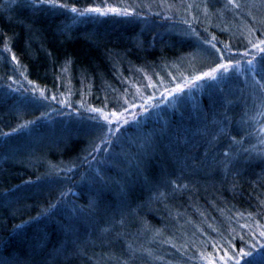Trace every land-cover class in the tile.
Wrapping results in <instances>:
<instances>
[{
  "label": "trees",
  "instance_id": "16d2710c",
  "mask_svg": "<svg viewBox=\"0 0 264 264\" xmlns=\"http://www.w3.org/2000/svg\"><path fill=\"white\" fill-rule=\"evenodd\" d=\"M202 1L194 8L186 0H56L64 7L0 0V261L67 264L54 250L69 228L82 241H96L121 216L125 225L109 234L123 232L120 240L90 243L71 264H95L110 250L129 264H203L216 250L196 230L232 247L264 245V155L255 148L253 121L259 86L232 68L181 93L166 91L215 67L221 54L233 63L245 61L246 52L255 56V79L264 77V53L253 47L264 40V19L232 8L233 16L226 0ZM71 7L132 14L81 16ZM205 36L219 58L204 54L197 41ZM6 41L11 52L3 50ZM167 97L171 106L162 103ZM93 108L127 109L129 123L108 134L111 145L101 143L108 124ZM63 119L82 124L58 128ZM51 129L60 134L49 145L27 139ZM96 145L102 150L94 152ZM228 151L232 171H209ZM177 179L188 187L172 193L168 181ZM160 191L166 199L155 198ZM93 199L97 210L88 213ZM177 221L199 243L173 245L171 239H182ZM253 250L244 264H258L264 249Z\"/></svg>",
  "mask_w": 264,
  "mask_h": 264
},
{
  "label": "snow or ice",
  "instance_id": "6c2138e0",
  "mask_svg": "<svg viewBox=\"0 0 264 264\" xmlns=\"http://www.w3.org/2000/svg\"><path fill=\"white\" fill-rule=\"evenodd\" d=\"M264 2V0H262ZM37 4L39 5H51V6H59V7H64V5H57L56 0H32V6L35 7ZM231 5L232 8L234 9H240L242 7L241 3L239 0H226V6ZM71 12L77 13L81 16L86 15L87 13H98L100 15H105L108 12H113L117 14H122V15H131L132 12L128 8L124 9H118L115 7H108V8H101V7H88L83 10H78L76 7H71L70 9ZM212 40H215V37H212ZM205 43H210L211 47L215 49L217 53H220L221 50L216 47V44L211 43V41H205ZM249 43H252V41H249ZM264 40H260L258 44L253 43V47L256 48L259 52L264 53ZM227 47V45H225ZM4 51L11 52V48L8 46V42L6 41L4 44ZM245 56L248 55V53H244ZM12 60H16V56L13 55ZM224 57L221 54V61L220 63L216 64L215 67H212L209 71L203 72L200 75H196L192 77V79L185 80L184 84H176V86L170 90L166 89L169 95H174L177 93L183 92L185 86L188 84H195L196 81H200L205 78H209L211 80H215L217 78V73H219L221 70L224 72H229L232 68L237 69L238 71L241 68V62L236 61L233 63L232 61L228 62H223ZM256 60V57L253 56L252 59H249L246 61L248 64V69L246 70L248 73H251L253 76V79L255 80V83L259 86L260 91L262 94H264V77H261V79H255L257 76L261 75L260 70L257 69L256 64L254 61ZM31 83V81H29ZM41 96H44L43 91H41ZM47 99V97H44ZM52 100H56V96L51 97ZM61 103H64L65 101H60ZM261 107L264 108V101L261 103ZM93 112H99L100 115L103 117V119L107 122L108 128L107 132L104 133L103 137L101 138V143L105 146L111 145L112 141L110 138H108V134L115 135L116 133H119L121 131V126L122 125H127L129 123L128 119L125 116V112L127 109H124V111H111L110 113H105L102 109L98 108H93L91 109ZM261 115H264V111L260 113ZM31 123V122H29ZM115 125V127H113ZM21 128L27 127V124L20 125ZM19 129H13V131H18ZM261 132H264V127L261 128ZM3 135H8V133H4ZM234 143H240V141L236 140L235 137L232 138ZM264 142V141H262ZM101 146L96 145L93 148L94 152H99L101 151ZM104 150H107L106 148ZM91 155V153H89ZM225 157H228L230 155L229 152H225L223 154ZM264 155V154H262ZM225 169H227V164L224 165ZM71 171V168L68 169ZM99 175V173H98ZM103 179V177H101ZM168 184L171 188L172 193H176L180 191L181 189H187L188 185L181 183L178 179L177 180H170L168 181ZM233 187H236L234 184ZM62 196L66 195V193H61ZM156 199H166V193L163 191H160L158 195L155 197ZM54 207V205L52 206ZM86 210L88 213H93L97 210V200L93 199L89 202V204L86 206ZM79 211L84 212L85 209H80ZM46 214V213H42ZM26 223V222H25ZM116 224H119L122 228L125 225V217L121 216V218L118 221H115L114 223L109 221L107 227H103L100 229L99 235L96 238V241H82L79 236L75 233V231L71 228H69L67 231L69 233L66 241L64 244L61 245V247L57 248L54 250V256L55 257H60L63 258L64 261L67 262V264H71V262L74 259H78L80 257H83L87 255V245L88 244H95L99 243L102 247L105 245L111 246L115 241L120 240L124 233L121 231H116L114 235L109 238V234L113 232V230L116 227ZM17 228L20 227V225L16 226ZM145 228L147 226L145 225ZM157 235L160 234L159 230L156 233ZM261 237H264V231H261L260 233ZM262 249H264V245L260 246ZM129 251L131 252V245L128 246ZM122 254V253H121ZM134 254V253H133ZM104 256L107 257V259H104ZM104 256H101L95 261V264H129L128 259H124L123 261L121 260L120 256L115 255L114 252L111 250L107 253L104 254ZM236 256H252L251 251H244V249H240L238 253L235 255H228L225 253V256H222L220 259L224 261V264H227L228 261H234V264H240L239 259H236ZM88 260L91 261L92 257L89 256ZM0 264H4L3 261H0ZM83 264V262H82ZM208 264H215L213 260H209ZM250 264H257V261L254 260L253 262H250ZM258 264H264V253H261L259 258H258Z\"/></svg>",
  "mask_w": 264,
  "mask_h": 264
},
{
  "label": "rangeland",
  "instance_id": "374dc122",
  "mask_svg": "<svg viewBox=\"0 0 264 264\" xmlns=\"http://www.w3.org/2000/svg\"><path fill=\"white\" fill-rule=\"evenodd\" d=\"M186 2H187V5H189V7H194V8L196 5H203L202 0H186ZM239 2L242 5V7L240 9H238L240 12L251 15L255 20L264 19V2H262V0H239ZM228 7H230V13L233 16H238V14H236V12L232 10L231 5H229ZM209 38L210 37L205 36V38H201L200 42L198 40L197 43H199L202 46H205L206 49H203V50H204V54L206 55V57H211V53H215V56L217 55L219 58V55L216 53L215 49L211 48L210 46H208L207 43H205V41H207ZM255 43L258 44L259 41L255 42ZM254 50H255L254 54L261 53L256 48H254ZM241 57L243 59H245V61H243L241 63L242 67L240 68L239 71L234 68L233 72L235 74H237V76H240V78L242 80H245V81L249 80L250 81L251 79H253V76L251 73H248L246 71L248 69V64L246 63V61L251 59V58H245L244 54H241ZM196 82H198V81H196ZM160 96H159V98H160ZM166 99L163 100V102L162 101L161 102L164 103L166 101L165 104L171 106L173 104V99L170 97H167ZM262 101H264V94L261 93L260 101H257V103H255L256 104L255 108H256L257 112L254 115L253 119H255V120H253V121L255 123V136H254L255 148L258 149L260 153L264 154V142H262V141H264V132H261V128L264 127V115L260 114L262 111H264V108L261 107ZM100 119L103 120L104 122H106L103 118L100 117ZM71 124H82V123L77 119H72V120L71 119L70 120L69 119H66V120L63 119V121L58 122V128H60V127L66 128V127L70 126ZM113 126H115V125H113ZM56 134H60V132L56 131L55 129H51L50 132H44L41 134H33L32 136L28 135L27 139H28V141L33 140V145H49L53 141L59 139V138H56L57 137ZM51 147L53 148L54 146L51 145ZM228 152L230 153V155L228 157H225L223 162L219 161L217 168L216 167H209V169H210L209 171L214 172V171L218 170L217 172L219 173V175L221 177L227 176L232 171V168L235 164V160H234L235 156L233 155L232 152H230V151H228ZM250 153H251V151H250ZM225 164H227V169H225V167H224ZM196 171H199L200 173H202L203 172V166L197 167ZM195 176H198V175H193V177H195ZM201 176L202 177L205 176L204 172L202 173ZM75 195H76V193H75ZM171 214H172L171 216H173V213H171ZM176 228L178 230H180L181 232L187 231V229H185L181 223H178V221L176 222ZM261 229H262V231H264V226ZM150 230H153V229L150 228ZM195 233H197V234L199 233V235L203 237L204 244H206L209 247H212L213 249L216 250L214 253L211 254V256H210L211 259H205L203 261V264H208L209 260H213L215 262V264H224V261H222L220 258L222 256H225V253H227L228 255H235L236 253L239 252L240 249H244V251H251L253 253V251H254L253 249H258L260 247V245L263 243V240L259 241L258 240L259 238H257L259 243H257L256 248L251 247L249 244H246L248 246L247 248L242 247V246L239 247L237 245L236 246L233 245V247H232V245L228 244V242H222V241L217 242V241L213 240L214 237H213V239H211L210 236H207L205 234V232H203V231L196 230ZM215 238L218 239V236H215ZM171 240H173V241H171V242H173L172 244L177 245V246H180V244H182V245L189 244L190 242L191 243H199V241L194 239L191 234H187L186 232L182 233V239L173 238ZM151 241H152V236L149 237V241H147V242L151 243ZM185 247L187 250L190 248L187 246H185ZM246 257H248V256H236V259H239L240 264H244V259ZM227 264H234V261H228Z\"/></svg>",
  "mask_w": 264,
  "mask_h": 264
}]
</instances>
